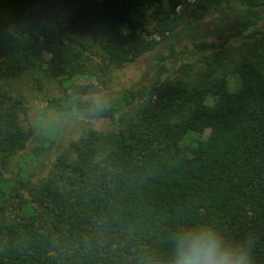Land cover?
<instances>
[{"label":"trees","instance_id":"trees-1","mask_svg":"<svg viewBox=\"0 0 264 264\" xmlns=\"http://www.w3.org/2000/svg\"><path fill=\"white\" fill-rule=\"evenodd\" d=\"M201 225L264 264V0H0V264H168Z\"/></svg>","mask_w":264,"mask_h":264},{"label":"clouds","instance_id":"clouds-1","mask_svg":"<svg viewBox=\"0 0 264 264\" xmlns=\"http://www.w3.org/2000/svg\"><path fill=\"white\" fill-rule=\"evenodd\" d=\"M254 237L228 240L213 227L182 229L173 237L168 264H252Z\"/></svg>","mask_w":264,"mask_h":264},{"label":"rangeland","instance_id":"rangeland-1","mask_svg":"<svg viewBox=\"0 0 264 264\" xmlns=\"http://www.w3.org/2000/svg\"><path fill=\"white\" fill-rule=\"evenodd\" d=\"M223 30V29H222ZM201 36L200 32L194 33L193 38H199ZM129 75L124 78V80H128L129 77H135L136 73L134 69L129 70ZM42 72H33L24 75L20 78L16 83L19 89L23 88L24 93L28 96V100L31 101L32 109L30 112V118L35 123L38 122L39 117L41 115L42 107H44V100L52 96L53 94H58L61 92V86L55 80H48L43 77ZM15 83V84H16ZM239 84L238 77L231 78V88L232 90H236ZM57 119H55L56 121ZM64 123L65 130V140L72 138L74 136L77 138L81 132L82 128L86 126L87 123L84 122L82 116H72L66 117L62 119ZM49 122L46 120L44 123L45 128H49ZM106 125H97V127L104 128ZM62 149V148H61ZM60 150L59 146L57 151Z\"/></svg>","mask_w":264,"mask_h":264}]
</instances>
